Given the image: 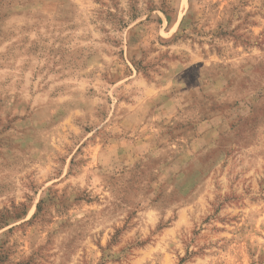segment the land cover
I'll return each mask as SVG.
<instances>
[{
	"label": "rangeland",
	"instance_id": "1",
	"mask_svg": "<svg viewBox=\"0 0 264 264\" xmlns=\"http://www.w3.org/2000/svg\"><path fill=\"white\" fill-rule=\"evenodd\" d=\"M0 264H264V0H0Z\"/></svg>",
	"mask_w": 264,
	"mask_h": 264
}]
</instances>
